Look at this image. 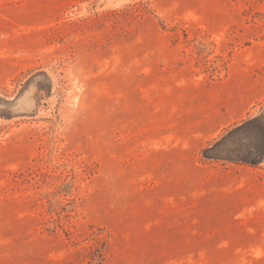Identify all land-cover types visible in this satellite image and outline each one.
Listing matches in <instances>:
<instances>
[{"label":"rangeland","instance_id":"rangeland-1","mask_svg":"<svg viewBox=\"0 0 264 264\" xmlns=\"http://www.w3.org/2000/svg\"><path fill=\"white\" fill-rule=\"evenodd\" d=\"M0 264H264V0H0Z\"/></svg>","mask_w":264,"mask_h":264},{"label":"crops","instance_id":"crops-1","mask_svg":"<svg viewBox=\"0 0 264 264\" xmlns=\"http://www.w3.org/2000/svg\"><path fill=\"white\" fill-rule=\"evenodd\" d=\"M188 125L187 123L184 124L183 134L179 136L180 142L187 144L184 156L188 158L197 157V154L204 148H211L215 143L223 140L228 130H230L227 123H223V126L212 128L211 130L190 129L187 127Z\"/></svg>","mask_w":264,"mask_h":264}]
</instances>
